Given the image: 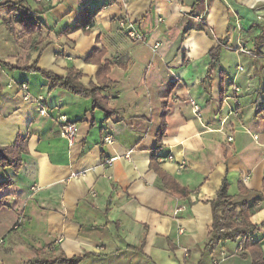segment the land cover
Returning <instances> with one entry per match:
<instances>
[{"label": "crops", "instance_id": "1", "mask_svg": "<svg viewBox=\"0 0 264 264\" xmlns=\"http://www.w3.org/2000/svg\"><path fill=\"white\" fill-rule=\"evenodd\" d=\"M24 3L35 26L0 12V58L18 65H0V145L25 140L21 168L0 165V182L11 181L0 189V264H255L244 239L209 245L212 200L226 176L257 226L248 238L260 241L264 264V0ZM227 50L234 67L222 61ZM105 61L99 92L111 116L23 67L62 77L74 68L88 86L99 84ZM61 114L79 125L73 144ZM161 173L190 193L172 190Z\"/></svg>", "mask_w": 264, "mask_h": 264}, {"label": "trees", "instance_id": "2", "mask_svg": "<svg viewBox=\"0 0 264 264\" xmlns=\"http://www.w3.org/2000/svg\"><path fill=\"white\" fill-rule=\"evenodd\" d=\"M7 11L8 14L16 15L18 21L23 23V25L35 26L37 22L34 20L32 9L25 5L24 0H5L0 2V12ZM96 11L91 14V18L84 22L83 26L89 27L92 25V19L95 15ZM12 30L13 28L10 27ZM13 31V30H12ZM208 33L211 32L208 30ZM221 46L218 45L211 50V68L219 61ZM109 61H105L103 63L99 62V69L97 73V78L99 80V84H90L88 86L82 84L79 81V77L82 75L80 71L71 68L67 75L62 77L55 74H52L48 71L42 70L36 67L35 64L30 66H23L24 69L30 70H38L42 72L45 76L49 78L50 87H56L61 85L74 93L92 97L94 107H100L101 109L106 111L107 116H111L115 114V110L111 109L107 105V100L104 96L99 92L102 89H105L108 85V80L105 78L106 73L109 70ZM5 65L7 67L15 68L18 67L17 64L13 65L5 60L0 58V65ZM221 77L224 79L226 76V71L222 69L220 71ZM173 87V86H171ZM261 112L264 114V108L261 109ZM164 116L166 114H163ZM164 125L159 130V139H161L165 133ZM25 140L21 137L18 138L17 143L13 146H1L0 145V165L3 168L12 167L15 170H19L22 166V157H21V149L24 148ZM159 146H157L158 148ZM156 152V151H155ZM155 156H153V160ZM163 176V180L166 185L170 187L172 190L186 194L190 192L187 189H184L173 179L169 178L165 173H161ZM171 180V181H170ZM11 184L10 180H5L0 182V189ZM213 212H214V222L213 229L211 231V238L209 241V245L219 243L223 240L228 239H237L241 238L244 241V244H241L245 247L246 243L249 248L256 252L254 255L255 264H261L263 262L262 250L260 246V241H257L253 244H250L249 235L257 229V226L252 224L249 220V215L244 209L240 208L239 205L233 201V196L229 193V181L226 176L218 190L217 197L212 200ZM244 205V204H242ZM3 206V202L0 199V209ZM236 217H240V219H236ZM81 257H62L56 260L51 261H41L37 262L40 264H57V263H67V264H77L81 261Z\"/></svg>", "mask_w": 264, "mask_h": 264}, {"label": "built area", "instance_id": "3", "mask_svg": "<svg viewBox=\"0 0 264 264\" xmlns=\"http://www.w3.org/2000/svg\"><path fill=\"white\" fill-rule=\"evenodd\" d=\"M5 0H0V2H3ZM35 3H38V4H44V5H47L49 3H52L54 0H31ZM121 1H127V0H121ZM121 27L124 28L125 30H127V33L134 39H142L143 38V35L141 33L138 32V30L136 29V27L131 23V22H128L127 20L125 19H122L121 22ZM238 26H240V24H238ZM160 42L157 41L154 45H153V48L154 50L156 51L159 46H160ZM249 53H252L250 51H247ZM239 69H243L242 66H239ZM237 90H239V88H236ZM28 96V95H26ZM41 114L42 115H49V112L47 110V108H45L44 106L41 108L40 110ZM58 121L61 125V130H62V134L65 135L69 142L71 144H73L77 138V132H78V129H79V125L76 121H72V120H69L68 116L66 114H61L58 116ZM233 137L232 136H229V140H232ZM105 140L109 143H112L113 142V137L111 135H107L105 136ZM169 158H172V156L170 155ZM116 159V157H111L109 160H108V163L109 164H112V162ZM240 250L243 249L242 246H240L239 248ZM225 254V253H224Z\"/></svg>", "mask_w": 264, "mask_h": 264}, {"label": "rangeland", "instance_id": "4", "mask_svg": "<svg viewBox=\"0 0 264 264\" xmlns=\"http://www.w3.org/2000/svg\"><path fill=\"white\" fill-rule=\"evenodd\" d=\"M2 25L0 24V31L2 29ZM222 61L225 63L231 64L232 67L236 66L238 59L237 56L231 53L230 51H226L225 54L223 55ZM243 62V61H242ZM228 65V64H226ZM229 70V69H228Z\"/></svg>", "mask_w": 264, "mask_h": 264}]
</instances>
